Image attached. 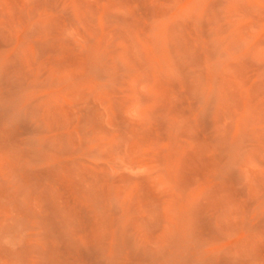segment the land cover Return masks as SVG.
Segmentation results:
<instances>
[{"label": "rangeland", "instance_id": "374dc122", "mask_svg": "<svg viewBox=\"0 0 264 264\" xmlns=\"http://www.w3.org/2000/svg\"><path fill=\"white\" fill-rule=\"evenodd\" d=\"M0 264H264V0H0Z\"/></svg>", "mask_w": 264, "mask_h": 264}]
</instances>
